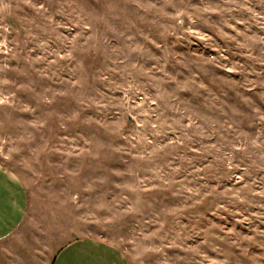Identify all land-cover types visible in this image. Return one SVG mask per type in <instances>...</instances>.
<instances>
[{
  "label": "rangeland",
  "instance_id": "374dc122",
  "mask_svg": "<svg viewBox=\"0 0 264 264\" xmlns=\"http://www.w3.org/2000/svg\"><path fill=\"white\" fill-rule=\"evenodd\" d=\"M0 165L28 261L264 264V0H0Z\"/></svg>",
  "mask_w": 264,
  "mask_h": 264
},
{
  "label": "crops",
  "instance_id": "0c3cea01",
  "mask_svg": "<svg viewBox=\"0 0 264 264\" xmlns=\"http://www.w3.org/2000/svg\"><path fill=\"white\" fill-rule=\"evenodd\" d=\"M26 194L19 179L0 165V264H38L37 258L13 254L4 245L22 224ZM39 264H42L41 261ZM49 264H128L116 247L92 238H81L62 246Z\"/></svg>",
  "mask_w": 264,
  "mask_h": 264
}]
</instances>
